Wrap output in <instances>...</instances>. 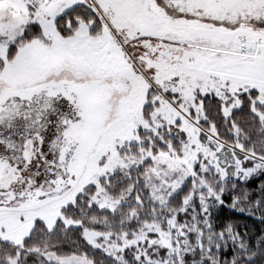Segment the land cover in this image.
<instances>
[{"label":"snow or ice","instance_id":"1","mask_svg":"<svg viewBox=\"0 0 264 264\" xmlns=\"http://www.w3.org/2000/svg\"><path fill=\"white\" fill-rule=\"evenodd\" d=\"M261 169L264 0H0V264H213Z\"/></svg>","mask_w":264,"mask_h":264},{"label":"trees","instance_id":"2","mask_svg":"<svg viewBox=\"0 0 264 264\" xmlns=\"http://www.w3.org/2000/svg\"><path fill=\"white\" fill-rule=\"evenodd\" d=\"M215 187L222 189L220 200L209 199L206 214L197 200L196 211L182 217L193 229V241L203 235L213 264H264V169L247 177L229 175ZM206 255L198 250L193 259L199 264Z\"/></svg>","mask_w":264,"mask_h":264}]
</instances>
